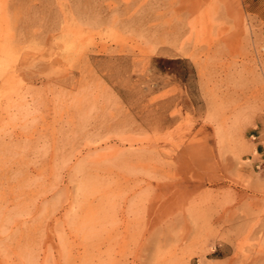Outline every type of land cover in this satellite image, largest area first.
Returning <instances> with one entry per match:
<instances>
[{
	"label": "rangeland",
	"instance_id": "374dc122",
	"mask_svg": "<svg viewBox=\"0 0 264 264\" xmlns=\"http://www.w3.org/2000/svg\"><path fill=\"white\" fill-rule=\"evenodd\" d=\"M0 264H264V0H0Z\"/></svg>",
	"mask_w": 264,
	"mask_h": 264
}]
</instances>
